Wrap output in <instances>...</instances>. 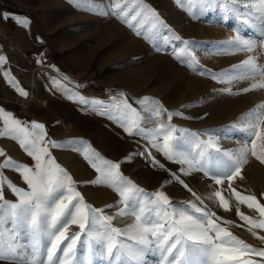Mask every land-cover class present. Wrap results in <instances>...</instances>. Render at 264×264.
<instances>
[{
	"label": "snow or ice",
	"instance_id": "snow-or-ice-1",
	"mask_svg": "<svg viewBox=\"0 0 264 264\" xmlns=\"http://www.w3.org/2000/svg\"><path fill=\"white\" fill-rule=\"evenodd\" d=\"M79 6L89 5L95 11L94 0H71ZM217 0L216 7L226 15L233 14L239 23L254 28L260 39L246 38L239 31L226 43L231 52L247 53L239 63L220 72L199 68V62L189 47L188 41L172 33V38L181 41L183 48L175 51L178 59L187 57L190 67L201 75L208 76L217 84L227 85L215 89L226 95H240L254 90H264V0ZM189 14L192 8L211 5V0H174ZM185 5H191L186 7ZM112 14L131 29L136 36L155 41L161 29L168 26L158 13L139 0H111ZM9 18L26 26L27 18L0 13V19ZM171 32V29H168ZM167 40L168 37H163ZM0 55V65L6 63ZM4 78L16 88L19 95L28 93L20 88L7 71ZM251 81L248 86L233 91L235 81ZM121 96L124 94L121 93ZM68 99L82 104L88 101L82 96L69 95ZM94 104H101L94 101ZM133 107L127 99L113 102L100 112L119 124L129 137H141L165 159L182 165L179 174L171 172L163 163L152 158L154 166L170 173L165 183L183 186L191 199L173 204L162 190L147 193L120 172V163L99 156L83 141L57 142L47 138L45 125L35 121L22 122L0 108V137L18 142L31 163H20L7 157L0 162V262L2 264H147L146 254H151L154 264H264V247H254L236 236L233 227L245 230L253 237L264 241V193L258 199L254 194H245L234 184L243 180L245 165L249 158L264 165V101H261L229 125V130L243 135L240 146L223 148L221 136L215 132H186L171 123L174 115L158 101L143 97ZM166 121H161L163 115ZM153 125L148 127L147 125ZM179 133V135H177ZM206 137V138H205ZM230 138V137H224ZM80 152L98 175L88 183L112 188L118 194L117 204L123 205L112 214L105 208H96L85 201L77 190V182L56 161L52 149L63 148ZM142 152L130 153L143 155ZM151 156V152L148 153ZM8 169L19 175L25 187L9 180L4 173ZM202 173L211 181L210 191L201 195L193 191L182 176ZM5 187L15 200L5 198ZM163 187V185L161 186ZM231 212L235 202L237 224L220 215L213 207ZM246 206L255 215L249 216L240 210ZM112 208L113 205H106ZM131 216L132 222L117 227L116 217ZM70 226L78 231L70 232Z\"/></svg>",
	"mask_w": 264,
	"mask_h": 264
},
{
	"label": "rangeland",
	"instance_id": "rangeland-1",
	"mask_svg": "<svg viewBox=\"0 0 264 264\" xmlns=\"http://www.w3.org/2000/svg\"><path fill=\"white\" fill-rule=\"evenodd\" d=\"M94 2L97 5L96 10L89 11V5L81 3L77 6L71 0H34L35 65L29 67L27 87L18 78L20 68L25 67L28 60L26 51L16 44L13 28H4L5 33H0V55L7 61L0 65V72H9L20 88L34 93L37 107L29 111V117L24 122L30 124L35 121L44 124L47 138L57 142L83 141L100 157L120 163V167L129 162L150 170L156 167L152 163V158L155 157L171 172L179 174L182 165L168 161L161 153L151 148L148 141L141 137H129L119 124L108 118V115L99 114L120 99H127L133 107L141 110L142 105L135 102L149 97L158 101L169 112L182 113L172 118L171 123L177 128L189 133L212 131L222 137L220 144L223 148L235 149L240 146L243 135L238 131L229 130L228 126L242 113L264 101V90L240 95H226L215 91L227 85L217 84L208 76L199 74L194 67L183 62L187 61V57L182 61L175 56V51L183 48L181 41L186 40L199 62V68L220 72L239 63L247 55L243 52H231L226 42L235 36L237 31L246 38L260 39L254 28L242 25L233 14L226 15L216 7L217 0H211V5L203 10L200 6L192 8L193 14L183 10L174 0H139L141 4L154 9L168 26L167 29H161L160 38L149 41L143 36H136L112 14L111 0ZM243 2L245 0L239 5L241 12L245 11ZM246 2L251 3V0ZM168 29H171V32ZM172 33L180 36L181 41L173 39ZM260 61L264 62V56L260 57ZM34 70L36 74L33 79L30 74ZM30 81L34 83L30 85ZM250 83L249 80L235 81L231 87L235 92ZM10 87L14 89L12 85L7 84V88ZM121 93L124 95L121 96ZM18 95L16 88L10 93L0 92V108L20 120L18 115L22 111L16 102ZM69 95L82 96L88 103L70 100ZM94 101L102 103L94 104ZM166 120L165 114L161 121ZM0 150L17 162L31 163L18 142L11 138L0 137ZM136 152L144 154L126 159L130 153ZM149 152L151 156L148 155ZM52 154L77 182V190L87 203L96 208H105L108 214L123 206L117 204L119 197L111 195L110 187L88 183L98 173L80 152L69 150L65 145L63 148L52 149ZM3 159L4 157L0 156V162ZM157 169L160 170L161 176L165 175L166 181L170 173ZM244 171L246 172L243 173L242 181L245 193L254 194L260 199L261 193H264V165L249 158ZM4 173L14 184L25 187L17 173L8 169H5ZM182 178L198 194L207 195L210 191L208 185L211 181L202 173L194 172ZM167 186L177 192L176 201L191 199V194L183 186L175 183H167ZM88 190L93 193H87ZM4 194L6 199L15 200L6 187ZM176 201L173 200L172 203H180ZM206 203H209L218 215L237 224L241 223L235 216L234 205L231 212H224L215 208L211 202ZM106 205L114 207L106 208ZM241 211L249 216L255 215L246 206H243ZM131 222L132 218L129 216L116 217L113 221L117 227H124ZM231 230L252 246L264 247V241L253 237L247 231L235 227ZM75 231H78V228L70 226V232ZM259 234L264 235V232ZM145 259L147 264H154L155 258L150 253L146 254Z\"/></svg>",
	"mask_w": 264,
	"mask_h": 264
},
{
	"label": "crops",
	"instance_id": "crops-1",
	"mask_svg": "<svg viewBox=\"0 0 264 264\" xmlns=\"http://www.w3.org/2000/svg\"><path fill=\"white\" fill-rule=\"evenodd\" d=\"M25 4V5H24ZM26 10L29 14H26L24 11ZM7 12L12 14L13 16L24 17L25 15L28 20V24L26 26L20 25L15 22L14 19L9 18L7 21L0 19V33H5L4 28H13L15 36L16 44H19L22 50L26 51L28 60L26 62V66L20 68L21 73L18 75L19 81L27 87V75L29 73L30 68L34 67V0H0V13ZM12 33V31H10ZM20 33L22 35H20ZM25 33V34H24ZM28 38L29 40H26ZM28 66V67H27ZM30 67V68H29ZM28 68V69H26ZM0 92L3 94L12 92V87L7 88L8 81L4 78L3 73L0 72ZM4 79V81H3ZM2 81L4 83H2ZM11 85V84H10ZM33 117V116H32ZM158 166L152 167L150 170H147L144 167H140L137 164H130L126 162V166L120 167L121 174L133 181L137 186L142 188L147 193H153L157 190H162L168 195L171 201H176V191L172 187L167 188V183H165V178L161 176V172ZM246 171H243L245 173ZM163 185V187H161ZM235 187L243 193L246 192L244 189V183L242 180H238L235 184ZM112 192L111 195H118L112 188H110ZM87 191V190H86ZM89 194L93 193L88 190ZM246 194V193H245ZM181 201V200H180ZM179 200L176 203L180 202ZM235 206V202H233ZM243 206H240V210ZM132 218L131 216H129Z\"/></svg>",
	"mask_w": 264,
	"mask_h": 264
},
{
	"label": "built area",
	"instance_id": "built-area-1",
	"mask_svg": "<svg viewBox=\"0 0 264 264\" xmlns=\"http://www.w3.org/2000/svg\"><path fill=\"white\" fill-rule=\"evenodd\" d=\"M27 97H23L18 95L16 98L17 105L19 109L22 111L21 114L18 115V118L24 122L29 117V111L35 109L37 107L36 103L34 102V93L29 90Z\"/></svg>",
	"mask_w": 264,
	"mask_h": 264
},
{
	"label": "bare ground",
	"instance_id": "bare-ground-1",
	"mask_svg": "<svg viewBox=\"0 0 264 264\" xmlns=\"http://www.w3.org/2000/svg\"><path fill=\"white\" fill-rule=\"evenodd\" d=\"M35 74H36V70L31 71L30 76L34 79ZM32 75H33V76H32ZM30 80H31V78H30ZM29 83H30V85H32L34 82L30 81Z\"/></svg>",
	"mask_w": 264,
	"mask_h": 264
}]
</instances>
